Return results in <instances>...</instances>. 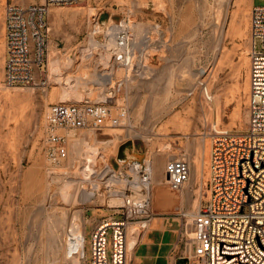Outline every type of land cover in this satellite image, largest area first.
<instances>
[{
  "label": "rangeland",
  "instance_id": "obj_1",
  "mask_svg": "<svg viewBox=\"0 0 264 264\" xmlns=\"http://www.w3.org/2000/svg\"><path fill=\"white\" fill-rule=\"evenodd\" d=\"M8 2L40 5L44 0H0V264H68L62 247L72 223L86 225L88 218L112 215L100 178L92 179L101 183V191L91 200L83 199L81 193V188L91 192L90 184L80 187L76 182L74 200L61 195L64 181L83 178V161L74 152V144L83 139L99 153L94 164L97 173L107 167L118 173L133 160L151 161L155 195L163 203L169 197L161 176L166 163L186 158L191 164L189 184L181 192L170 193L176 194L178 205L182 199L186 212L196 211L210 193L213 127L235 135L245 134L248 128L250 20L253 5L264 6V0H79L76 5L52 7L45 14L46 61L38 75L47 80V86L14 88L4 84ZM128 20L137 50L149 38L147 54L138 59L134 72L116 68L115 82L124 83L119 89L117 83L108 89L98 78L112 69L103 34L109 25ZM51 60L60 63L62 86L50 84ZM68 78L71 85H79L83 100L97 101L113 91L118 103L128 108L129 120L120 127L77 132L66 162L51 169L44 149L45 113L60 102ZM205 88L212 101H207ZM204 138L208 140L206 156ZM202 158L200 176L197 166ZM184 193L187 199L182 198ZM84 237L83 263L91 264L90 223ZM183 237L178 255L182 264H197L190 257L191 236Z\"/></svg>",
  "mask_w": 264,
  "mask_h": 264
},
{
  "label": "built area",
  "instance_id": "obj_2",
  "mask_svg": "<svg viewBox=\"0 0 264 264\" xmlns=\"http://www.w3.org/2000/svg\"><path fill=\"white\" fill-rule=\"evenodd\" d=\"M78 2L44 0L40 5L12 2L5 5L4 84L8 88L47 86V80L38 76L46 61L48 24L45 14L52 7ZM99 27L97 23L95 30ZM106 31L110 33L103 34L104 42H107L104 48L111 55L112 69L108 74L111 80L104 85L112 89L117 83L119 89L124 82H115L114 70L121 67L134 72L138 59L147 54L149 38L144 39L142 48L137 50L129 20L109 25ZM250 35L247 131L235 135L229 130L213 127L215 137L211 148L208 199L193 213L182 208L175 214L183 221L182 241L189 226L193 230L190 257L197 264H264V6L252 7ZM112 41L114 45L109 47ZM128 120V108L118 103L113 91L97 101L87 99L50 105L44 119V149L50 168L63 166L77 132L120 127ZM153 174L151 161L133 160L118 173L107 167L93 175L94 179L104 181L105 198L121 195L123 202L118 206H107L113 210L112 215L100 219L94 227L91 264L128 263L130 227H134L141 238L157 217L152 210ZM190 177L191 164L186 158L170 159L166 163L165 181L170 190L181 192ZM110 232L111 255L108 253Z\"/></svg>",
  "mask_w": 264,
  "mask_h": 264
},
{
  "label": "bare ground",
  "instance_id": "obj_3",
  "mask_svg": "<svg viewBox=\"0 0 264 264\" xmlns=\"http://www.w3.org/2000/svg\"><path fill=\"white\" fill-rule=\"evenodd\" d=\"M88 43H90V42H88ZM113 45H114V42L112 41L110 43V45H108V46L110 47ZM97 46H99V44ZM84 51H85V49H84ZM87 52H90V51H87ZM62 63H63V61H62ZM66 65H68V64L66 63ZM49 78H50V84H52L53 82H56L62 86V82H63L62 71L60 68V63L57 60H51L50 61ZM98 78H99V80H101L104 83L111 80V77L108 75L99 76ZM75 82L77 84L78 81H75ZM66 83H67L68 87H66V88L63 87V91H62L63 93H62L60 102H81V101H83L82 94L78 90L79 85H75V86L71 85V79L70 78L66 79ZM249 85L250 84H248V87H249ZM84 90H85V88H84ZM204 95H205L207 101H212V96L208 92L207 88L204 89ZM240 131H241V128H240ZM108 143H111V142H108ZM207 147H208V140L206 138H204V140H203V153L205 156L207 155L206 154ZM74 152L76 154V158L83 161L82 162L83 167H84V171L82 172L83 178H81V181H74V182L73 181H64L62 186L60 187L61 195L63 196L64 199H73V200L76 199V195L74 193V189H75L74 185L76 186V182H77L80 184V187H81V185L84 183V184H90L92 186V191L87 192L85 190V188H81L82 197H83V199L91 200L96 195V193H98V195H99L100 191H101L100 190V184L101 183L99 184L96 181L92 180L94 178L93 175L96 173V171L94 170V164H95L97 158L99 157V153L93 151L92 145L88 141H86L85 139H83L82 141H78L74 144ZM197 169H198L199 175L201 176V174L203 173V170H204L203 158H202V161L201 160L199 161ZM163 172H164V174L163 175L160 174V175L164 177L163 181H165V170H163ZM112 181H115V180H112ZM155 183H156V179H155V171H154L153 181H152V194H153V184H155ZM187 184H189V182ZM189 192H191V191H189ZM181 195H182L183 199H185L186 197H189L188 194L185 195V193L181 194ZM101 196H102V193H101ZM122 199H123V197L121 195H113L109 198H106L105 202L109 206H114V205L122 204V202H123ZM87 200H85V201H87ZM66 201L68 202V200H66ZM84 230H85V225H80V224L74 222V223H72V226L69 228V230L67 232V241L64 244V246L62 247V250L64 251V255H65V258H66L68 264H85V263H83V262H85V254H84V250H85V237H84L85 234L84 233L85 232H84ZM129 234L130 235L128 237V246H127V255H128V263L127 264H129L130 255L134 251L133 249H134L135 245L141 239V238H138V236L136 234V230L134 227H130ZM187 234L192 237V233H191V231H189V229L187 231ZM57 236H59V235H57ZM56 239H57V237H56ZM56 239H54V240H56ZM58 239H57V242H58ZM190 239L191 238H189V240ZM55 245H57V243ZM189 246H191V244ZM191 248H192V246H191ZM191 248H189V250ZM59 250L61 251V249H59ZM60 251H59V253H60ZM56 252H57V250H56ZM55 255H57V254H55ZM191 255H192V252H191Z\"/></svg>",
  "mask_w": 264,
  "mask_h": 264
},
{
  "label": "crops",
  "instance_id": "obj_4",
  "mask_svg": "<svg viewBox=\"0 0 264 264\" xmlns=\"http://www.w3.org/2000/svg\"><path fill=\"white\" fill-rule=\"evenodd\" d=\"M163 182L166 183V181ZM154 186L155 184H153L152 210L157 217L135 245L129 264H182L178 255L182 244L180 229L183 221L175 214L180 206L184 208V202L181 199L182 204L178 205V197L170 193L172 190L168 185L169 189L166 187V191L169 197L166 198V202H161L155 195ZM98 221L99 219H87L85 235L87 224L90 223L92 232Z\"/></svg>",
  "mask_w": 264,
  "mask_h": 264
}]
</instances>
